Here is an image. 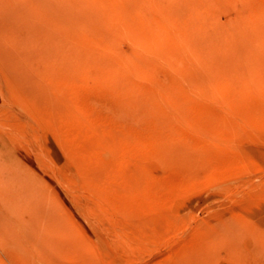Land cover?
Listing matches in <instances>:
<instances>
[{
  "label": "rangeland",
  "instance_id": "1",
  "mask_svg": "<svg viewBox=\"0 0 264 264\" xmlns=\"http://www.w3.org/2000/svg\"><path fill=\"white\" fill-rule=\"evenodd\" d=\"M213 1L0 0V264H264V0Z\"/></svg>",
  "mask_w": 264,
  "mask_h": 264
},
{
  "label": "bare ground",
  "instance_id": "2",
  "mask_svg": "<svg viewBox=\"0 0 264 264\" xmlns=\"http://www.w3.org/2000/svg\"><path fill=\"white\" fill-rule=\"evenodd\" d=\"M76 1H78V0H76ZM80 1L82 2L81 4L85 3L88 7H92V8L95 7V4H99L97 7H100V5H102V6H105V5L108 6V5H109V6H110V7L108 6V8H110L111 11L108 12V13H106V15H105L104 17H105V19H106V21H107L108 23H111V24H109V27H110V28H111V26L113 27V29H111V30H112L111 36H112V34H113V30H114V35H113L112 37L109 36V39H110V37H111V41H110V40H109V41L106 40V42H105V39H104V42H105V43H103L101 40H100V41H101L103 44H105V45H106L107 42H109L110 45H112V43H111V42H112V38H113V37L115 38V36L118 37V36L120 35L119 37H120L121 40L119 39V41H118L117 38H116V39L113 38V40H115V41L113 42V44L115 43V44H114L115 47L118 46V42L121 44V42H123L122 39L125 38V36L121 38V34H122L121 32L124 30V29H123V26H124L123 24H124V20H125L124 17H126V15H125L126 8H125V7H123V8L118 7V1H119V0H105L106 3H105V2H104V3H101L102 0H101V1H99V0H79V3H80ZM201 1L204 2L205 0H201ZM212 1H213V0H212ZM218 1H219V0H218ZM197 2H198V1H197ZM197 2L195 1V3H191V4L193 5V4H196ZM203 2H202V4H203ZM213 2L218 3L216 0H214ZM88 3H89V4H88ZM189 3H190V2H189ZM210 3H212L211 0H210ZM219 3H221V2H219ZM219 3H218V4H219ZM249 3H251V1H250ZM249 3H248V5H247V8L252 6L253 9H254V6H253V5L249 6V5H250ZM253 3H255V2H253ZM218 4H216L215 8L218 7ZM226 4H227V3H226ZM77 5H78V4H77ZM196 5H198V4H196ZM196 5H195V6H196ZM208 5H210V4H208V2H207V5H206V6L209 8ZM213 5H214V3H213ZM221 5H222V3H221ZM256 5L258 6V4H256ZM81 6H82V5H81ZM87 6H86V7H87ZM107 6H106V7H107ZM195 6H194V8H195ZM82 7H83V6H82ZM82 7H81V8H82ZM187 7H190V5H187ZM197 7H198V6H197ZM199 7H200V6H199ZM213 7H214V6H213ZM213 7H212V8H213ZM226 7H227V6H226ZM171 8H172V7H171ZM191 8H192V6H191ZM204 8H205V7H204ZM96 9H97V8H96ZM96 9H95V10H96ZM178 9H179V8H178ZM188 9H189V8H188ZM196 9H198V12H199V10L201 11L200 8H195V11H196ZM219 9H220V8H219ZM225 9H226V8H225V6H224V10H223V12L225 11ZM229 9H230V8H228V11H229ZM89 10H90V8H89ZM89 10H88V11H89ZM100 10H101V8H100ZM176 10H177V9H176ZM108 11H109V9H108ZM190 11H191V9H190ZM247 11H248V10H247ZM252 11H255V9L252 10ZM252 11L250 10L249 12L251 13ZM171 12H173V10H172ZM178 12H179V11L177 10L176 13L178 14ZM181 12H183V11H181ZM196 12H197V11H196ZM198 12H197V13H198ZM201 12H202V11H201ZM218 12H221V11L219 10ZM96 13H97V12H96ZM228 13H229V12H228ZM256 13H257V12H256ZM177 14H175L176 16H174V14L172 13V15H173L175 18L177 17V19H178L179 21H181V25L178 24V25L180 26V28H186V30H187V28L189 29L190 25H188V24H187L186 22H184V20H183V19H185V18H184V17H180V18H183V19H180L179 16H177ZM186 14H187V13H186ZM190 14H191L193 17H194V15H195L196 18H197V15L199 16V14H196V13L194 14V13H192V12H190ZM193 14H194V15H193ZM221 14H222V13H221ZM237 14H238V13H237ZM251 14H252V13H251ZM89 15H90V14H89ZM180 15L183 16V14H180ZM238 15H240V14H238ZM238 15H237V17H241V16H242V15H240V16H238ZM187 16H188V14H187ZM217 16H218V13H217ZM219 16H220V15H219ZM221 16H222V15H221ZM101 17H102V13H101L100 18H101ZM193 17H192V18H193ZM244 17H245V16H244V13H243L242 20L245 19ZM249 17L252 18V21H253V17H256V15H255V16L252 15V16H249ZM81 18H82V19H81ZM81 18L79 19V20H81V21H82L83 19H85V18H83V17H81ZM102 18H103V17H102ZM189 18H190V16H189ZM189 18H188V19H189ZM192 18H191V19H192ZM198 18H199V17H198ZM217 18H219V17H217ZM217 18H216V19H217ZM243 18H244V19H243ZM250 18H249V19H250ZM219 19H220V18H219ZM239 19H240V18H239ZM239 19H238V20H239ZM255 19H256V20H254V22H257L258 19H259L258 14H257V18H255ZM73 20H75V21H74V23H75V22H76V19L74 18ZM79 20H78V21H79ZM86 20L89 21L88 18H87ZM101 20H102V19H101ZM186 20H187V17H186ZM196 20H197V25H196V27H197V26L200 24V22H198V19H196ZM242 20H240L239 22L244 23ZM81 21H80V23H81ZM83 21H85V20H83ZM104 21H105V20H104ZM104 21H103V22H104ZM106 21H105V22H106ZM129 21H131V19H129ZM129 21H128V22H129ZM188 21H189V20H188ZM218 21H219V23H221V27H222V25H223V27H224V26H225V27H227V26L229 27V26H230V20H229V23H227L228 21L226 22V23H227V26H226V24H224V22H223V24H222L221 20H216L217 23H218ZM262 21L264 22V20H262ZM72 22H73V21H72ZM72 22H71L70 24H73ZM131 22H132V21H131ZM234 22H235V21H234ZM248 22H249V21H248ZM248 22H246V23H248ZM250 22H251V21H250ZM182 23H185V24L182 25ZM189 23H192V22L189 21ZM198 23H199V24H198ZM231 23H232V22H231ZM251 23H252V22H251ZM76 24H77V23H75V25H76ZM83 24L86 25V27H88L90 23H89V24H88V23H87V24H86V23H83ZM83 24H81V27H82ZM99 24H100V22H99ZM103 24H104V23H103ZM112 24H113V25H112ZM126 24H127V22H126ZM176 24H177V23H176ZM186 24H187V25H186ZM194 24H196V22H194ZM228 24H229V25H228ZM240 24H241V23H240ZM78 25H79V23H78ZM84 25H83V27H85ZM93 25H95L96 27L93 26ZM93 25H92V26L95 28L94 30H95V32H96V29H97L96 22H94ZM100 25H101V24H100ZM129 25H130V24H129ZM192 25H193V24H192ZM192 25H191V26H192ZM200 25H201V24H200ZM241 25H242V24H241ZM250 25H251V24H250ZM250 25L247 24L248 27H249ZM68 26L71 28L70 25H68ZM73 26H74V25H73ZM73 26H72V27H73ZM201 26H202V25H201ZM233 26H234V25L231 24V27H233ZM256 26H258V25H256ZM101 27H102V25H101ZM121 27H122V28H121ZM223 27H222V29H223ZM236 27H237V25H236ZM243 27H244V24H243ZM245 27H246V26H245ZM245 27L242 28V31L246 30ZM248 27H246V28H248ZM251 27H252V26H251ZM74 28H76V26H74ZM78 28H79V27H78ZM99 28H100V27H99ZM104 28H105V27H104ZM127 28H128V24H127ZM197 28H198V27H197ZM218 28H219V26H218ZM234 28H235V27H234ZM85 29H87V28H84V30H85ZM102 29H103V27H102ZM128 29L131 31L130 28H128ZM78 30H79V29H78ZM125 30H126V29H125ZM194 30H195V28L192 26V31H194ZM198 30H199V29H198ZM219 30H220V29H219ZM219 30H218V31H219ZM223 30H224V29H223ZM75 31H77V30H75ZM80 31H81V30H80ZM199 31H202V28H201V30H199ZM228 31H229V30H228ZM232 31H233V30H232ZM259 31H261V30L258 29L257 32H259ZM73 32H74V30H73ZM82 32H83V31H82ZM98 32L100 33V30H98L97 33H93V36H94V34H98V35L100 36L101 33L99 34ZM131 32H133V31H131ZM197 32H198V31H197ZM197 32H196V33H197ZM224 32H225V31H223V33H224ZM230 32H231V31H229V34H230ZM248 32H249V31H248ZM254 32L257 33L256 31H254ZM133 33L135 34V36L138 35V34H136L135 32H133ZM221 33H222V32H221ZM221 33H220V34H221ZM226 33H227V31L225 32V34H226ZM231 33H232V32H231ZM239 33H241V30L239 31ZM263 33H264V31H263ZM79 34H80V33H79ZM115 34H116V35H115ZM134 34L132 35V37H135ZM220 34H219V32H218V35H219V36L217 35V37H220V38H221V35H222V34H221V35H220ZM227 34H228V33H227ZM232 34H233V33H232ZM235 34H236V31H235ZM235 34L233 35V36H234V38H233L234 40H233L232 44H235V36L237 37V35H235ZM241 34H242V33H241ZM241 34H240V35H241ZM258 34H260V32H259ZM261 34H262V32H261ZM76 35H77V34H76ZM90 35H91V34H90ZM109 35H110V33H109ZM124 35H125V34H124ZM107 36H108V34L106 35V38H108ZM122 36H123V35H122ZM223 36H224V35H222V37H223ZM230 36H231V35H230ZM238 36H239V34H238ZM243 36H244V38L246 37L245 35H243ZM253 36H254V33H253ZM253 36H252V37H253ZM256 36H258V35H255V37H256ZM262 36H263V35H262ZM79 37H80V36H79ZM87 37H89V40H90V41H93V42H94V40L96 39V37H92V38H94V40H91V39H90V36L86 35V38H87ZM100 37H101V36H100ZM119 37H118V38H119ZM129 37H130V36H129ZM228 37H229V35H228ZM228 37H227L226 39L229 40L230 37H229V38H228ZM231 37H232V36H231ZM77 38H78V37H77ZM84 38H85V37H84ZM84 38H82L81 40H83ZM86 38H85V39H86ZM102 38H104V36H102ZM127 38H128V37H127ZM139 38H140V36H139ZM241 38L243 39V43H244V42H245V41H244V38H243L242 36L240 37V39H241ZM79 39H80V38H79ZM79 39H78V40H79ZM226 39H225V40H226ZM245 39H246V38H245ZM250 39H251V38H250ZM78 40H77V41H78ZM81 40H80V42H78L79 44H81ZM87 40H88V39H87ZM89 40H88V41H89ZM116 40H117V45H116ZM134 40H135V39H134ZM236 40H237V42H238L239 39L236 38ZM252 40H253V39H252ZM255 40H256V39H255ZM255 40H253L251 43H254ZM263 40H264V37H263ZM75 41H76V40H75ZM77 41H76V42H77ZM88 41H87V43L89 44ZM96 41H97V40H96ZM98 41H99V40H98ZM210 41H211V40H210ZM214 41H215V40H214ZM240 41H241V40H240ZM126 42H127V41H126ZM134 42H135V41H134ZM139 42L142 43V40L140 39ZM221 42H222V40H221ZM221 42H218V43H220V46H221ZM258 42H260V39H259ZM78 43H76V44H78ZM102 43L99 42V44H102ZM143 43H144V42H143ZM187 43H188V42H187ZM227 43H228V42H227ZM230 43H231V42H230ZM239 43H240V42H239ZM239 43H238V44H239ZM243 43H240L241 45L239 44L240 47H242V44H243ZM263 43H264V42H263ZM83 44H84V43H83ZM85 44H86V43H85ZM92 44H93V43H92ZM92 44H91V45H92ZM94 44H95V43H94ZM210 44H213V47H214V43L210 42ZM210 44H209V46L211 47ZM260 44H261V42H260ZM148 45L150 46V44H148ZM215 45H216V46H215V49H214V50H217V48H216V47L218 46L217 42H215ZM243 45H245V44H243ZM261 45L264 46V44H261ZM98 46H100V45H97V46H95L94 48L97 49V48H99ZM112 46H113V45H112ZM112 46H111V48L114 49V47H112ZM119 46H120V45H119ZM121 46H122V48H123V44H122ZM220 46H219V47H220ZM225 46H226V44L224 45V47H223V45H222V47L225 48L224 50L227 49V52L230 51V50H228V46H227V48H226ZM229 46H230V44H229ZM250 46H251V45H250ZM74 47H75V45H74ZM78 47H79V46H78ZM80 47H81V46H80ZM88 47H90V45H88ZM88 47H87V48H88ZM143 47H144V46H143ZM145 47H146V45H145ZM230 47H231V46H230ZM230 47H229V49H230ZM234 47L236 48V46H234ZM240 47H239V50H240ZM251 47H253V45H252ZM91 48H92V47H91ZM100 48H101V47H100ZM146 48H147V47H146ZM146 48H145V49H146ZM151 48L154 50L153 45H152ZM192 48H194V46H193ZM211 48H212V47H211ZM257 48H259V47H257ZM76 49H77V48H75V53L77 54ZM116 49H117V48H115L114 51H115ZM118 49H119V47H118ZM120 49H121V48H120ZM218 49H219V48H218ZM231 49H232V48H231ZM242 49H243V48H241V50H242ZM94 50H95V49H94ZM94 50H93V51H94ZM146 50L149 51V49H146ZM239 50H238V51H239ZM244 50H245V49H244ZM256 50L258 51V49H256ZM256 50H255V51H256ZM114 51H113L112 54H114ZM119 51H120V50H119ZM122 51H123V50H122ZM192 51H193V49H192ZM116 52H118V50H116ZM151 52H152V51H151ZM242 52H243V51H242ZM118 53H120V52H118ZM199 53H200V52H199ZM228 53H229V52H228ZM228 53H226V54H228ZM234 53H235V52H234ZM127 54H129V53L127 52ZM127 54H125V55H127ZM119 55H120V54H119ZM73 56H74V54H73ZM76 56H77V55H76ZM237 56H238V54L236 55V57H237ZM115 57H116V56H115ZM200 57H201V56H200ZM254 57H255V56H254ZM76 58H77V57H76ZM117 58H118V56H117ZM135 58H136V55H135ZM209 58H210V57H209ZM250 58H251V56H250ZM131 59H132V57L130 56V60H131ZM233 59H234V58H233ZM237 59H238V57H237ZM116 60H117V59H116ZM132 60H133V59H132ZM134 61H135V60H133V63H134ZM194 61H196V60H194ZM247 61H248V60H247ZM117 63H118V62H117ZM193 63H195V62H193ZM240 63H241V62H240ZM235 64H237V63H235ZM114 65H116V64H112V69H113V66H114ZM196 65H198V67H199V64H198V63H196ZM140 66H143V67H144V65H140ZM130 67H131V66H130ZM134 67H135V66H134ZM143 67H142V69H143ZM242 67H243V66H242ZM107 68H108V66H107ZM109 68H110V67H109ZM114 68H117V67H114ZM122 68H123V67H122ZM145 69H146V68H145ZM115 70H116V69H115ZM189 70H191V67L189 68ZM202 71H204V70L202 69ZM183 72H185V71H183ZM109 73H110V72H109ZM117 73H118V72H117ZM124 73H125V72H124ZM203 73H204V72H203ZM131 74H132V73H131ZM136 74H137V73H136ZM192 74H193V73H192ZM124 75H125V74H124ZM138 75H139V74H138ZM205 75H206V73H205ZM122 76H123V73H122ZM144 76H145V75H144ZM107 77H108V75H107ZM133 77H135V76L133 75ZM192 77L194 78V76H193V75L191 76V80L193 79ZM108 78H109V77H108ZM123 78H124V76H123ZM137 78H138V77H137ZM143 78H144V77H143ZM189 78H190V77H189ZM211 78H212V76H211ZM105 79H106V78H105ZM105 79H104V80H105ZM195 79H196V78H195ZM212 79H213V78H212ZM134 80H135V79H134ZM189 80H190V79H189ZM192 81H193V80H192ZM105 82H106V80H105ZM121 82H122V81H121ZM129 82H131V81L129 80ZM200 82H201V81H200ZM191 83H192V82H191ZM209 83H210V82H209ZM101 84H102V83H101ZM122 85H123V84H122ZM132 85H133V84L131 83V86H132ZM179 85H180V84H179ZM177 86H178V85H177ZM194 86H195V84H194ZM120 87H121V86H120ZM200 87H201V84H200ZM164 88H165V87H164ZM193 88H195V87H193ZM203 88H204V87H203ZM207 88H209V84H208V87H207ZM120 89H122V88H120ZM129 89H130V88H129ZM136 89H137V86H136ZM196 89H197V88H196ZM131 91H132V90H131ZM168 91H169V90H168ZM213 91H214V90H213ZM210 92H211V91H210ZM210 92H209V93H210ZM204 93H205V92H204ZM205 94H206V93H205ZM125 95H126V94H125ZM158 95H159V94H158ZM158 95H156V97H157ZM170 96H171V95H170ZM209 96H210V95H209ZM143 97H144V96H143ZM159 98H160V97H159ZM169 98H170V97H169ZM125 99H127V98H125ZM164 99H165V98H164ZM165 100H166V99H165ZM169 102H170V101H169ZM173 102H174V99H173ZM175 102H176V101H175ZM161 103H162V100H161ZM146 105H148V104H145V106H146ZM150 106H151V105H150ZM154 106H155V105H153V108H154ZM157 108H158V106H157ZM150 110H152V108H150ZM53 219H54V218H53ZM41 220H43V219H41ZM51 220H52V219H51ZM54 220H55V219H54ZM48 221H50V220H48ZM48 221H46L47 224H49ZM57 221H58V220H56V222H57ZM53 222H54V221H53ZM57 223H58V222H57ZM36 224H39V223H36ZM44 224H45V223H44ZM50 224H51V221H50ZM56 225H58V224H56ZM37 227H39V225H38ZM34 228H36V225L34 226ZM60 228H62V227L60 226ZM40 229H41V228H40ZM40 229H39V231H41ZM64 229H65V226H64V228H63L62 230H64ZM35 230L37 231V229H35ZM35 230L33 229V232H35ZM50 230H51V229H50ZM53 230H54V229H53ZM22 231H23V230H22ZM56 231H57V228H56ZM61 232H62V231H61ZM23 234H25V230H24V233H23ZM27 234H28V233H27ZM34 242H35V241H34ZM22 243L25 244V242H22ZM27 243H28V242H27ZM27 243H26V244H27ZM31 243H33V242H31ZM35 243H37V242H35ZM35 243H34L33 245H35ZM46 244H47V243H46ZM58 244H59V243H58ZM18 245H19V244H18ZM36 245H37V244H36ZM40 245H43V244H40ZM47 245H51V244L48 243ZM52 245H53V244H52ZM22 246H23V245H22ZM24 246H25V245H24ZM27 246H28V245H27ZM53 246H55V245H53ZM60 246H61V245H60Z\"/></svg>",
  "mask_w": 264,
  "mask_h": 264
}]
</instances>
